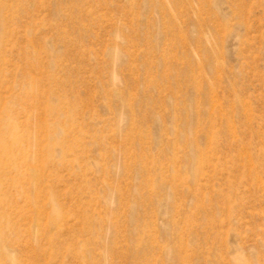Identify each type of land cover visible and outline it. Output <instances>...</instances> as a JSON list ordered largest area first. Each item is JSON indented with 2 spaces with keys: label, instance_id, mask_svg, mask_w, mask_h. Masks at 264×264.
I'll use <instances>...</instances> for the list:
<instances>
[{
  "label": "rangeland",
  "instance_id": "1",
  "mask_svg": "<svg viewBox=\"0 0 264 264\" xmlns=\"http://www.w3.org/2000/svg\"><path fill=\"white\" fill-rule=\"evenodd\" d=\"M0 264H264V0H0Z\"/></svg>",
  "mask_w": 264,
  "mask_h": 264
}]
</instances>
